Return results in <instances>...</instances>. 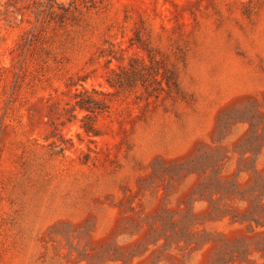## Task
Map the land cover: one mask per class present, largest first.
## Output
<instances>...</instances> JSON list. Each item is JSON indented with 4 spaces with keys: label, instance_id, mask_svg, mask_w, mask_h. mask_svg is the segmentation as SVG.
<instances>
[{
    "label": "rangeland",
    "instance_id": "rangeland-1",
    "mask_svg": "<svg viewBox=\"0 0 264 264\" xmlns=\"http://www.w3.org/2000/svg\"><path fill=\"white\" fill-rule=\"evenodd\" d=\"M0 264H264V0H0Z\"/></svg>",
    "mask_w": 264,
    "mask_h": 264
},
{
    "label": "trees",
    "instance_id": "trees-1",
    "mask_svg": "<svg viewBox=\"0 0 264 264\" xmlns=\"http://www.w3.org/2000/svg\"><path fill=\"white\" fill-rule=\"evenodd\" d=\"M51 2L52 0H48ZM93 94L101 95L102 93H99L97 91L89 92L86 89L83 90V92L76 94V98H79L75 101L73 105V109H79L86 111L88 113H93L96 110L101 109L104 105V102L102 99L95 98ZM86 133H94L90 127H84Z\"/></svg>",
    "mask_w": 264,
    "mask_h": 264
}]
</instances>
